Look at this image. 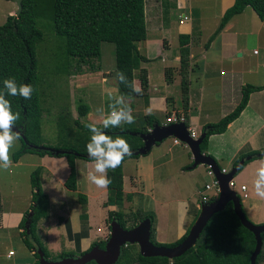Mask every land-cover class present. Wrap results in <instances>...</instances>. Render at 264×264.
Instances as JSON below:
<instances>
[{"label":"crops","instance_id":"1","mask_svg":"<svg viewBox=\"0 0 264 264\" xmlns=\"http://www.w3.org/2000/svg\"><path fill=\"white\" fill-rule=\"evenodd\" d=\"M176 1L177 8H188L190 16L187 20L190 24L187 27L184 22L180 23L181 21H179V28H172L173 31H176L173 36L174 43L176 41L178 42L179 35H193L196 30L191 23L193 22V0ZM197 1L202 11H207L208 14H211L210 10H214L215 13H212L214 14L212 16L213 27H218L224 11L233 4V0ZM167 3H171V0H144L146 39L137 44V49L141 55L148 59L147 63H141L140 65V69L147 71L148 96L146 98L121 96L119 94L115 77V56L112 60V57L109 56L105 58L101 48L99 57L75 61L74 64L78 66L69 68L70 89H68L67 85L65 89L67 91H64V98L68 99L70 96L72 99L64 100L62 95H58V91L60 92L62 89L59 88L58 90L55 88L53 92L49 90L51 104L53 106L58 105V111L60 113H69L70 117L73 120H78L79 123L82 119L89 123L91 121L95 126L101 127L103 126V119L111 112V106L116 105L117 108L122 106L117 104V101L120 97H123L124 104L132 109L135 122L130 125L134 126V128L141 129L146 126V122L144 121L145 116L154 117L157 125H168L167 121L169 119L172 120L176 118L177 114L181 113L182 106L177 104V101H181L179 52H171L170 38H168L170 24L168 25L164 22V15H168L169 10L166 6ZM158 5L161 6L160 11ZM16 11L17 8L13 0H0V21L2 20L3 24L8 17L15 16ZM260 34H264V24L250 7H246L241 14L231 18L225 28L211 42L208 49L204 48V53H207L214 50L217 43L219 44L221 56L215 60L213 65H209L208 63L202 64L205 59L204 56H201V67L204 69V71H201L198 61L200 56L197 57L196 55L198 46H192L190 48L188 131L194 132L197 138L202 135L203 127L213 124L208 122V119L210 116L209 113L218 109L216 104L219 103L223 107H229L222 114V119L239 104L243 86L253 85L263 88L262 91L250 95L246 108L239 118L228 126L225 133L209 137L203 155L212 157L221 169L227 171H230L234 163L241 157H245L253 151L264 150V77L261 76L260 78V76H257L259 74L258 71L252 72L247 68V75H254L256 77L252 78L255 81L246 80L243 75L245 72H242L236 64L230 63L229 59V54L234 49H236L235 53H238L237 56H241L240 51H238L242 49V44H239V39L243 36L254 37L255 35L256 42L261 44L264 50V40H258L260 39ZM199 43H201L200 38ZM253 54L254 56L258 55L256 51ZM93 60L97 62V74L91 72V67H88V64H91ZM262 61L264 64V58ZM215 66L223 67L227 73L223 77L222 82L219 83L220 85H217V87H221L218 99H208L205 101L206 83H203L202 79L210 75L208 73L212 72ZM170 67L176 69L172 71V74L166 76L167 70ZM140 69L134 71L133 79L135 86L139 89L141 87L139 80ZM137 73H139V76L136 75ZM77 94L80 95L79 101L76 100ZM172 94L176 95V100L172 99ZM66 101H68L67 109L64 107ZM70 105L72 111L69 110ZM203 105H205L204 109ZM79 106L86 107L87 112L85 115H78L77 109ZM193 111L202 112L204 115L203 117L200 115L199 119H195V116L198 114L193 115ZM224 136L238 140L241 143V146L235 152L227 156L229 159L226 160V163L233 164L231 169L220 166L217 160L223 159L222 156L225 155V146L222 145V142L218 143L217 147H215L216 149H211V141ZM172 138L169 137L161 143L156 144L146 155L123 162L124 199L121 206L106 205L108 199L107 187L97 189V186L87 179L88 173L94 171L93 161H86L79 158L75 160L77 189L76 191H69L65 187V182L69 175V168L65 158L40 157L33 154H24L16 162L12 160L13 168L19 172L25 168L31 169L26 173V180H28L26 183L28 182L29 185L33 171L38 168L41 169V186L46 195V200H44L42 215L38 222L36 232L40 243L50 255V261L59 260L58 257L62 252L73 254L76 251L81 254L86 252L95 242L105 243L110 235L108 213H118L125 218L127 212L130 214L138 212H132V208L130 210L129 207L136 198L135 195L144 193L146 191L145 189L153 192L155 188H159V186L166 183L167 180L161 179L160 171H166L167 173L174 172L176 167L173 169L170 167L169 169L166 168L172 162H178L179 166L177 170L186 173L183 169L190 164L189 162H182L181 159L186 156L189 160L191 151L186 144L188 149L178 147L181 144L180 141L178 144H175L173 141L170 144L171 147L166 148L168 146L167 142ZM18 142L19 145L16 144V146L19 147L16 151L21 147L19 140ZM219 144L221 145L219 146ZM245 158L250 159L251 157L248 156ZM259 160L256 159L249 162L233 179L236 185L235 189L239 191L238 196L244 214L250 222L256 225L264 224V197L256 194L254 186L256 172L260 167ZM199 166L204 168L209 180L200 191H197V201L188 200V202H179L180 204H189L187 210H185L186 213L181 214L179 210L175 221L172 223L170 221L162 222L159 219V214L154 211L156 215L154 218L155 242L161 244L171 240L173 241L172 243H175L181 239L189 232L199 216L201 206L204 204L203 198L213 194V189L207 190L205 188L206 186L213 185L212 176L209 174L210 169L204 165ZM192 167L193 164L188 168V174L192 173L191 170L197 168ZM80 179L83 181V189L79 191ZM145 182H148V184L145 185ZM241 186L245 187V191L240 192ZM60 187L62 189H59ZM80 195L84 196L85 200L81 199ZM128 196L131 197V200L127 199ZM30 197L32 198V196ZM27 201L23 205L24 208L21 206L17 210L7 211L3 209V204L0 199V229H18L25 214L28 212V214L31 213V202L29 203ZM154 202L156 205L159 204L158 200H154ZM101 216L102 218L100 220ZM17 231L19 233L21 232L19 229ZM170 231H173V235H170ZM162 233H165V235ZM167 233L169 235H166ZM29 253L32 259L28 260L26 264H35L34 252L29 251ZM7 254L5 256L6 259ZM51 257H56L57 259L52 260Z\"/></svg>","mask_w":264,"mask_h":264},{"label":"trees","instance_id":"2","mask_svg":"<svg viewBox=\"0 0 264 264\" xmlns=\"http://www.w3.org/2000/svg\"><path fill=\"white\" fill-rule=\"evenodd\" d=\"M246 7H250L264 24V0H233L232 6L224 11L216 31L204 45V48L208 49L211 42L225 28L231 18L241 14ZM39 27H43L45 33L46 31L51 32L57 38L55 39L57 41L55 48L49 56L51 73L59 75L64 72L67 74L70 67H76L75 61L99 57L102 44H112L119 94L121 96L146 98L148 96L147 71L140 69V65L147 63L148 59L141 55L137 49V44L146 39L144 0H23L20 15L17 17L10 16L3 25H0V94H5V98L10 101L12 113H19V119L14 122L13 128L20 133L21 147L12 155V159L16 162L24 154L65 158L69 168L65 187L69 191H76L75 160L79 158L92 161L86 148L91 133L86 127L88 124H81L78 120H73L69 113L63 114L61 112L56 125L60 146L51 147L44 143L42 136L44 111L41 107V87L45 78L38 74L36 55L38 48L45 39ZM198 44V36L181 34L178 37L182 110L176 117L183 119L187 129L189 128L190 48ZM138 69H140L141 87L140 91L136 92L133 90L132 83L134 71ZM119 73L123 74L124 82H121ZM8 78H14L17 85H31L33 88L31 99L25 100L20 96L7 95L4 80ZM262 90L263 88L259 86H243L239 104L234 110L217 123L203 127L202 132L206 136L200 145L202 153L207 147L209 137L225 133L228 126L238 119L246 108L250 95ZM86 112L85 106L78 107L79 116L85 115ZM144 121L146 126L141 129H136L128 123H123L119 127L104 128L101 126L98 128L113 138L116 136L124 138L130 145L131 152H136L144 146L140 135L148 134L149 130L157 123L151 116H145ZM248 156L251 158L244 162L236 175L249 162L264 157V150L253 151L245 157ZM139 157L126 155L123 162ZM242 158L238 159L233 167ZM123 162L117 168L107 170L110 183L107 186L108 199L106 205L121 206L123 203ZM40 176V168L31 174V215L29 217V212L26 213L18 226L25 247L28 251L34 252L35 264H39L37 249L42 250L47 260L50 259L49 253L40 243L36 232L38 222L41 219L44 200H46ZM80 198L85 200L82 195ZM127 199L131 200V197L128 196ZM146 218L151 220V241L156 246L174 247L179 245L188 234L186 233L172 244L157 243L154 241V215H142L139 212L129 216V219H133V224L128 227L127 220L122 215L109 212V229L112 221H117L124 229H131ZM27 222H29V234L26 231ZM261 237L262 248L256 258V264H263L262 261L264 260V234ZM94 246L103 248L104 242L93 243L87 251ZM254 248V236L241 225L234 213L232 204L229 203L224 211L211 217L195 246L182 256L172 260L161 257L144 258L137 251L136 245H127L121 249L116 264H250V257ZM66 257L74 256L72 253L62 252L58 258L60 260Z\"/></svg>","mask_w":264,"mask_h":264},{"label":"rangeland","instance_id":"3","mask_svg":"<svg viewBox=\"0 0 264 264\" xmlns=\"http://www.w3.org/2000/svg\"><path fill=\"white\" fill-rule=\"evenodd\" d=\"M197 0H193L194 8H193V22L192 26L196 30L194 31L193 35L198 36L200 38L201 43H199L198 49L196 50V55L199 57V68H201V71H204V69L201 67V56H204V63H208L209 65H213L215 60L221 56L220 54V47L217 43L214 50H211L207 53H204V45L208 42L210 37L213 35L214 31H216L217 27H213V20L212 16L215 13L214 10H210L211 14H208L207 11H202L199 2L197 3ZM177 1L171 0V3H167L168 15H164V22H166L168 25L170 24V30L168 34V38H170L171 43V52L172 51H178V42L174 43L173 36L176 31H173V29L179 28V21H183L187 27L189 26L190 22L188 20H183V17L185 16L187 19L189 18V10L188 8L179 9L177 8ZM212 4V3H211ZM159 11L161 9V6L158 5ZM172 11V12H171ZM216 11V7H215ZM172 22V23H171ZM175 22V23H173ZM0 25H3L2 20L0 21ZM172 25V27H171ZM174 25V27H173ZM199 27V28H198ZM173 28V29H172ZM39 29L43 32L44 35V42L40 45V47L37 50V68H38V74L40 77L45 78L44 84L41 87L42 91V97H41V107L44 111L42 116V136L44 139V143L51 146V147H57L60 146L59 139H58V129H57V119L59 117L60 112L58 111L59 106L58 105H52L49 98V90L52 92L57 88H61L60 92L58 91V95H62L64 98V91L67 85L68 89H70V80L68 73L65 74L64 72L60 73L59 75H55L50 72V55L53 49L55 48L56 40L57 38L54 37V35L51 32L45 33V29L43 27H39ZM199 29V30H198ZM260 39L258 40H264V34L259 35ZM239 44H242V49L238 50L240 51L241 56L238 57V53L236 52V49H234L229 54L230 63L236 64L242 72H245L244 78L246 80L255 81V79H252L253 77H256L254 75H247V68L250 69V71L255 72L258 71L257 76L264 77V64H263V58H264V50L262 48L261 44H258L254 37H242L239 39ZM244 44V45H243ZM113 45L104 43L102 45V53L105 55V58L107 56L112 57L111 60L114 57V50ZM257 52V56H254L253 52ZM177 54V53H176ZM199 54V55H198ZM263 64V65H262ZM91 67V72L97 74V62H94V60L91 62V64H88V67ZM80 69V68H79ZM176 68L170 67L167 70L166 76L169 74H172V71ZM237 69V68H236ZM199 73V71H197ZM226 70L224 71L223 67L215 66L212 70V72L208 73L210 75L205 76V79H202L203 83H206V90H205V101L208 99H218L219 96V90L221 87L219 86L220 82H222L223 77L226 74ZM214 74V75H213ZM139 76V73L136 74ZM258 82V81H257ZM51 87V88H50ZM219 88V89H218ZM83 91V90H82ZM81 91V92H82ZM69 95V93L67 92ZM59 95V96H60ZM76 100L79 101L80 95H76ZM173 97V98H172ZM172 99L176 100V95L172 94ZM72 98L65 99L64 100H71ZM171 99V102H172ZM177 104L181 106V101H177ZM218 107L217 110L209 113V121L210 123H217L221 120L222 114H224L225 111L229 109L227 106H222L216 104ZM65 109L68 107V101L65 103ZM207 107V106H206ZM205 108V105H203V109ZM69 110L72 111V107L70 105ZM221 110V111H220ZM78 112V109H77ZM76 113V112H75ZM198 114V115H196ZM229 114V113H228ZM193 115L195 116V119H199L200 115H204V113H200L193 111ZM196 122V121H195ZM81 124H92L91 121L86 122V120H80ZM134 127V126H133ZM175 138H172L170 141L167 142V147H171V143ZM217 141V142H216ZM222 142V145L225 146V152L224 156H222L223 159H217L220 166L226 167V168H232V163L228 164L226 163L229 158L227 157L229 154H232L236 151L239 146H241L240 141L232 139L228 136H224L221 138L213 139L211 141V149H216L218 143ZM18 140L15 141L14 145L11 147L9 155L10 158H12V155L14 152H16L17 148L19 146ZM21 144V143H20ZM221 144H219L220 146ZM180 148H186L188 147L181 142ZM172 149V148H171ZM167 150V149H166ZM242 158V157H241ZM245 158V157H243ZM242 158V159H243ZM13 160V159H11ZM223 160V161H220ZM182 162H189L190 165H188L183 171L186 173L181 172L178 169L179 163L178 162H172L169 164L166 168H174L176 167V170L171 173H167L166 171H160L161 173V179L167 180L166 183L159 186V188H155L153 192L149 191V189H145L146 191L141 193L140 195H135L136 198L132 202V204L129 206L130 210L132 208V212L138 211L142 215H148L152 214L154 215V218L156 217L155 212L159 214V219L163 221H170L173 223L177 217V213L180 210L181 214L186 213L185 210H187L189 204H180L179 202H188V200L197 201V191L201 190L206 182L209 180L208 177L205 174V170L202 167H197L194 170H191L192 173L188 174L187 170L191 167L192 164H194L193 157L191 153L189 154V160L188 158L183 157L181 159ZM171 165V166H170ZM30 168H25L21 170L20 172L15 170L13 166L7 170L0 169V199L3 204L4 210H17L19 207L26 204L30 201L31 195V187L29 183L26 181L27 175L26 173L30 171ZM189 172V171H188ZM82 179V178H81ZM80 179V186L79 191L83 189V181ZM145 185L148 184V182L144 183ZM59 189H62L60 187ZM99 189V187H97ZM154 200H158L159 204L156 205ZM127 212V210H125ZM155 211V212H154ZM131 214L129 212L126 213L125 219L127 220V227L132 226L133 219H129V216ZM102 216L100 217L101 220ZM254 224V223H253ZM108 225V224H107ZM18 229L13 228L11 230H2L0 229V264H26L28 260L32 259V256L30 255L28 249L25 247L23 243V239L20 236V233L17 231ZM37 230V228H36ZM165 235V233H162ZM166 235H169L168 233ZM170 235H173V231H170ZM38 237V236H37ZM155 238V237H154ZM173 241L168 240L161 244H172ZM136 249L139 252V248L136 245ZM264 249V247H263ZM9 252H13L14 256L11 260L6 259V254ZM80 253L74 251L73 256L78 257ZM52 260L57 259L56 257H51ZM50 260V259H49ZM57 261V260H54ZM264 264V260L262 261Z\"/></svg>","mask_w":264,"mask_h":264},{"label":"water","instance_id":"4","mask_svg":"<svg viewBox=\"0 0 264 264\" xmlns=\"http://www.w3.org/2000/svg\"><path fill=\"white\" fill-rule=\"evenodd\" d=\"M22 1L13 0L17 8L16 17L22 11ZM13 131L18 132L14 128ZM205 136L206 134L202 133L199 138L192 139L188 129L182 122L164 126L155 124L148 134L140 135L144 146L136 152H131L133 156L146 155L153 146L169 137H173L189 147L194 159L192 168L199 165L207 166L218 182L220 190L218 198L212 202L202 204L199 216L190 228L186 238L179 245L174 247L154 245L151 241L152 224L149 218L144 219L131 229H124L117 221H112L110 224V235L104 243L103 248L94 246L91 250L78 257H66L57 261L47 260L42 250L38 249L39 264H88L91 262L95 264H116L120 257L121 249L127 245H137L140 255L144 258L161 257L172 260L182 256L194 247L211 217L216 213L224 211L229 203L232 204L234 213L241 225L254 236L255 248L250 257V264H256V258L262 248L261 235L264 234V224L256 225L247 219L242 209L239 196L234 190L228 187V183L234 179L244 162L248 161L249 158H243L227 174H222L221 168L216 161L210 156L203 155L201 152L200 145ZM30 215L31 213L29 217ZM26 231L29 234V222L26 223Z\"/></svg>","mask_w":264,"mask_h":264},{"label":"clouds","instance_id":"5","mask_svg":"<svg viewBox=\"0 0 264 264\" xmlns=\"http://www.w3.org/2000/svg\"><path fill=\"white\" fill-rule=\"evenodd\" d=\"M121 82H124V76L119 73ZM133 90L139 92L140 89L132 83ZM6 94L11 96H20L25 100L31 99L33 88L29 84L17 85L14 78L4 80ZM117 104L122 105L117 108L111 106V112L103 119V127H119L122 123H134L135 118L132 115V109L124 104V98L120 97ZM19 119V113L13 114L11 103L5 98V94H0V169L7 170L12 165L9 152L15 141L20 139V133L13 131L14 122ZM169 125V124H168ZM91 136L87 144V153L94 162V171L88 173L87 179L99 188H105L110 180L107 177L108 169H115L121 165L126 155H131V147L128 142L120 137L107 135L94 124H88ZM190 133V131H189ZM260 167L256 172L254 182L256 194L264 197V157L258 161ZM238 195V194H237ZM215 200V199H214Z\"/></svg>","mask_w":264,"mask_h":264},{"label":"built area","instance_id":"6","mask_svg":"<svg viewBox=\"0 0 264 264\" xmlns=\"http://www.w3.org/2000/svg\"><path fill=\"white\" fill-rule=\"evenodd\" d=\"M183 20H187V18L184 16L183 17ZM180 23H183V21H181ZM168 124H171V123H179V122H182L183 123V119L182 118H173L172 120L171 119H169L168 121ZM190 136H191V138L192 139H197V137H196V135H195V133L194 132H191L190 131ZM174 143L175 144H178L179 143V140H177V139H175L174 140ZM229 171H227V170H225V169H221V173L222 174H227ZM209 174L212 176V179H213V185L212 186H206L205 188L207 189V190H210V189H213V194L211 195V196H208V197H204L203 198V203L205 204V203H209V202H211L212 200L211 199H217L218 198V196H219V193H220V190H219V186H218V182L216 181V179L214 178V175H213V173H212V171L211 170H209ZM228 187L230 188V189H232V190H234L237 194H239V191H236V185H235V182L232 180V181H230L229 183H228ZM243 191H245V187H243V186H241L240 187V192H243ZM14 254H13V252H9L8 254H7V259L9 260V259H11V257L13 256Z\"/></svg>","mask_w":264,"mask_h":264}]
</instances>
